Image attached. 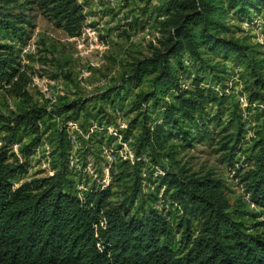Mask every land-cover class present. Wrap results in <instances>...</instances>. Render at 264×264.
Wrapping results in <instances>:
<instances>
[{
  "label": "trees",
  "instance_id": "1",
  "mask_svg": "<svg viewBox=\"0 0 264 264\" xmlns=\"http://www.w3.org/2000/svg\"><path fill=\"white\" fill-rule=\"evenodd\" d=\"M160 1L159 47L149 56L134 58L122 78L125 83L109 87L101 98L112 102L124 98L127 84L138 89L129 107L135 114L131 124L140 130L137 149L153 157L162 154L175 161L172 139L187 146L210 143L217 137L216 144L230 167L237 162L236 155L243 154L249 167H239L237 176L249 199L264 209V115L245 147L241 104L224 87L212 86L220 85L221 76L228 73L224 66L219 68L223 60L235 56L251 76L248 100L264 105V59L254 45L233 34L228 21L230 14L239 21L264 14V0ZM4 2L0 33L12 41L0 40V89L7 88L29 102L32 97L21 84L24 73L17 48L32 27L28 4L35 3L72 36L82 33L86 14L79 0ZM12 4L19 11L7 8ZM190 70L194 76L184 87L180 73L190 74ZM86 102L78 98L52 109L30 105L13 118L0 115L10 132L9 142L21 129L39 134L42 122L55 127L61 157L54 174L15 187L13 179L27 173L28 164L20 162L8 145L0 147V264H264V229L248 232L239 226L231 217L224 180L211 172L187 173L179 165L160 176L166 197L176 205L173 215L143 203L134 210L126 201L112 199L111 186L93 185L81 197L68 176L64 131L56 117L62 122L76 121ZM212 105L215 112L210 110ZM38 139L33 137L21 148L26 157L27 148ZM140 190L136 188L135 194Z\"/></svg>",
  "mask_w": 264,
  "mask_h": 264
},
{
  "label": "rangeland",
  "instance_id": "2",
  "mask_svg": "<svg viewBox=\"0 0 264 264\" xmlns=\"http://www.w3.org/2000/svg\"><path fill=\"white\" fill-rule=\"evenodd\" d=\"M4 1L0 0V7L5 5ZM23 1L26 0H20V3ZM79 2L84 6L86 21L82 33L77 36L70 35L43 15L35 3L28 4L26 13L32 27L28 37L17 42V48L19 68L24 73L21 84L25 85L32 100L24 101L7 88L0 89V115L13 118L30 105L52 109L64 101L84 98L87 102L78 120L62 122L60 116L56 117L59 129L64 131L68 176L81 197L93 185L111 186L112 199L126 201L134 210L143 203L173 215L176 205L166 197L159 179L165 171H174L181 165L187 173L211 172L222 178L232 203L231 217L245 231L263 230L264 209L249 199L237 176L239 167H249L243 154H237V162L230 167L225 162L224 151L216 144L217 137L210 143L195 142L187 146L172 139L170 144L175 161L162 154L153 157L149 151L137 149L136 137L140 130L131 124L135 114L129 107L138 89L127 84L125 94H122L124 98L116 97L114 102L101 98L109 87L125 83L122 78L134 58L149 56L159 47L162 17L158 16V7L161 1ZM7 8L19 11L13 4ZM228 21L233 25V34L254 45L264 59V14L256 13L251 21H239L230 14ZM0 40L12 41L4 32L0 33ZM223 61L219 68L224 66L228 73L222 74L220 85L212 82V86H218L219 90L224 87L226 93L241 104L245 122L243 145L247 147L260 128L264 105L248 100L246 88L251 76L246 65L235 56ZM190 72L180 73L182 84H190L193 70ZM212 109L215 112L216 107L210 106ZM3 125L0 122V147L8 145L20 162L28 164V172L13 179L15 187L31 179L52 175L59 169L61 157L55 127L50 129L42 122L39 134L21 129L9 142L10 132ZM33 137H39L38 143L27 148L26 157L21 148ZM137 179L138 185L135 184ZM136 188L141 189L139 194H135Z\"/></svg>",
  "mask_w": 264,
  "mask_h": 264
},
{
  "label": "built area",
  "instance_id": "3",
  "mask_svg": "<svg viewBox=\"0 0 264 264\" xmlns=\"http://www.w3.org/2000/svg\"><path fill=\"white\" fill-rule=\"evenodd\" d=\"M189 63H190V61L187 60V61H186V64H189ZM193 76H194V72H193ZM193 76H192V77H193ZM192 77H190V82H191V78H192ZM180 81L183 82V80H180ZM182 82H181V83H182ZM182 85H183L184 87H188L190 84H186V83H185V84H182ZM214 88L217 89V90H219L218 86H217V87L214 86Z\"/></svg>",
  "mask_w": 264,
  "mask_h": 264
}]
</instances>
